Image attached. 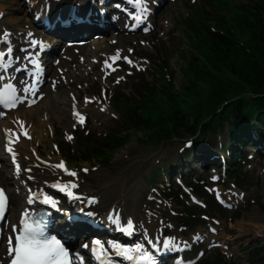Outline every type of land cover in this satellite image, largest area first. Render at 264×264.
<instances>
[{
	"label": "trees",
	"instance_id": "1",
	"mask_svg": "<svg viewBox=\"0 0 264 264\" xmlns=\"http://www.w3.org/2000/svg\"><path fill=\"white\" fill-rule=\"evenodd\" d=\"M256 11V14H250L251 17H246L245 21L240 23L242 24L241 34L247 43L246 48L240 47L235 41L227 38L214 39L213 42H206L202 45L207 54L206 61L190 65L188 73L192 74L190 73L185 83L190 86L191 91L197 89L196 82H203L207 86L203 95L199 91L196 94L199 98L203 96L201 99L205 103L193 109L198 119H207L209 113L213 114L223 102H230L236 98L238 93L248 91L260 96L256 105L257 109L264 108V9L259 8ZM210 70L214 72L211 73ZM225 71L232 74L238 81L226 82L223 77ZM172 90H170L171 93ZM171 93L168 95L172 102H175H173L174 109L180 110L176 97ZM243 107L248 109L247 103L238 102L230 112L236 114L241 112ZM167 126V122L161 124L150 122L143 129L155 132L157 138H164L167 132L164 129H168Z\"/></svg>",
	"mask_w": 264,
	"mask_h": 264
},
{
	"label": "rangeland",
	"instance_id": "2",
	"mask_svg": "<svg viewBox=\"0 0 264 264\" xmlns=\"http://www.w3.org/2000/svg\"><path fill=\"white\" fill-rule=\"evenodd\" d=\"M5 4H9L10 6L17 7V9L20 5L18 0H8ZM20 14L23 15L22 13H19L18 15ZM12 16H15V15H12ZM178 36H180V39L183 41L182 51L185 53L186 51H188L187 41L185 39H182L181 33L178 34ZM178 57H180V54L178 55ZM181 61L180 59L176 60V57L173 60L174 63H177L175 64L176 65L175 69L177 70L176 75H175V83L177 86H180L182 84V77H181L182 75L179 72V67L180 65L184 67L185 62H181ZM173 68H174V65H173ZM139 135L140 134H138L137 136ZM48 138H51V137H48ZM48 138L45 137V141H47ZM257 138L259 139V136ZM45 143L48 144L47 142ZM136 144H137L136 138L131 137V139L128 140V144H126V147L119 149L114 154L115 156H113V161L114 162L117 161L118 160L117 158L120 156H124V157L127 156V158H124V161L121 162L122 167H124L125 165L130 164L131 162L130 158L133 155H135L137 152L138 153L144 152L143 154H141V157L144 155L150 156L151 154H153L154 151L156 153L157 152L159 153L158 150H160L162 147L164 150H169V152H173V147L175 143L173 141L169 144L155 146V147L152 145L148 147V145L146 144V145L141 146V148H139ZM168 145H172V146H168ZM261 155L262 154L259 155L258 159H260ZM148 164H149V167L147 169H143V170L137 169V173L134 174V177H137V174H138V177L140 175L147 176L149 171L153 168L150 162ZM246 179L248 182L251 180L254 184L256 182H259V187H258L259 201L256 203V205H253V203L249 204L247 208L250 207V209L247 212H244L241 218L238 221H235L234 223L235 225H232L230 228L231 231L235 233V239L237 240L236 243L234 244V248H235L234 252L236 251V248L238 246H241L240 249H243V250H247L255 244L257 245V248L258 246H260L261 248L264 247V164L259 165L256 169L252 168V170L248 172V176ZM257 248H254V251H256ZM232 253H233V250H232ZM207 259L208 258H206L201 264H204L205 261H207ZM231 260H227V261H231ZM232 261H235V260H232Z\"/></svg>",
	"mask_w": 264,
	"mask_h": 264
},
{
	"label": "snow or ice",
	"instance_id": "3",
	"mask_svg": "<svg viewBox=\"0 0 264 264\" xmlns=\"http://www.w3.org/2000/svg\"><path fill=\"white\" fill-rule=\"evenodd\" d=\"M133 2H135V6L144 8L143 0H129V3ZM136 19H139V17ZM9 52H11V50H9ZM0 58H2V54H0ZM129 63H131V61H129ZM8 88L11 89L12 86L9 85ZM12 91H15V89H12ZM9 151H11V149H9ZM57 167H63V165H57ZM69 174L75 175V173ZM5 199L4 192L0 189V212L3 210ZM45 202H50L47 197L45 198ZM89 215H91V213H89ZM128 227H133L131 222L128 223ZM13 239L15 241V247L9 248V251L14 253V259L11 264H68V254L61 246L60 242L54 238L51 240L43 238V232H38L27 220L24 222L22 233L14 238H10V244L13 242ZM93 243L103 249V245H101L100 241H94ZM85 247L88 246L85 245ZM165 247H167V242H165ZM136 248L140 251L142 246L137 245ZM126 258L129 260L134 259L132 256H126ZM140 260L141 264H154L147 253H142Z\"/></svg>",
	"mask_w": 264,
	"mask_h": 264
},
{
	"label": "bare ground",
	"instance_id": "4",
	"mask_svg": "<svg viewBox=\"0 0 264 264\" xmlns=\"http://www.w3.org/2000/svg\"><path fill=\"white\" fill-rule=\"evenodd\" d=\"M37 2L41 5V7L45 6L44 3H43V0H37ZM18 20H20V19H18V17H16V18L15 17H10L9 18V22L10 23H15ZM51 103H52V99H50V98L47 101L44 100L41 104H39L37 106V108H35V113L39 112L40 109H43L46 106L49 107L50 109H52L53 106L51 105ZM14 114H17V116H19V117H26L24 115H20L19 111L17 113H14ZM31 114L34 115L33 112ZM4 125L8 126V125H10V123L7 122V121L0 122V127H2ZM114 183H115V185L113 187L116 186V188L118 189V193L120 194L119 196L123 195L124 193H125V195L128 194L127 192L129 191V188H130V186H129L130 185V180H129V177H128L127 173L126 174L125 173L122 174L120 177L117 176L115 181H114ZM109 187L110 186H105V187H102V189L109 190Z\"/></svg>",
	"mask_w": 264,
	"mask_h": 264
}]
</instances>
